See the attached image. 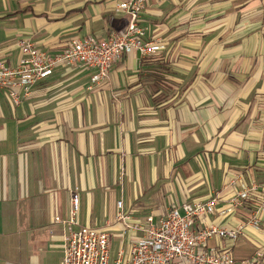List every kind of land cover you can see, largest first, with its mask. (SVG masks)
I'll list each match as a JSON object with an SVG mask.
<instances>
[{
    "label": "crops",
    "instance_id": "crops-1",
    "mask_svg": "<svg viewBox=\"0 0 264 264\" xmlns=\"http://www.w3.org/2000/svg\"><path fill=\"white\" fill-rule=\"evenodd\" d=\"M121 1L0 0V63L18 65L23 39L54 56L125 31ZM139 20L162 49L131 51L99 83L76 65L20 91L19 104L0 88V264H61L68 228L56 221L75 188L79 224L106 231L111 262L129 257L147 218L214 199L194 231L252 217L258 227L201 250L264 264V0H147Z\"/></svg>",
    "mask_w": 264,
    "mask_h": 264
},
{
    "label": "built area",
    "instance_id": "built-area-1",
    "mask_svg": "<svg viewBox=\"0 0 264 264\" xmlns=\"http://www.w3.org/2000/svg\"><path fill=\"white\" fill-rule=\"evenodd\" d=\"M147 0H123L117 9L128 15L129 23L125 31L116 33L108 39L98 40L91 37L72 40L60 54L49 56L41 52L31 39H23L19 45L23 57L16 67L0 63V88L7 90L10 99L20 103V91L25 95L37 82L49 77L59 66L82 65L95 69L93 81L99 83L106 79L108 67L122 60L131 51H138L146 57L158 53L162 44L158 41H144L147 29L140 24V15ZM78 189L71 192L68 217L63 223L68 228V237L61 264H235L229 252L225 250L205 253L201 248L210 239L236 241L245 227H258V218L236 228L209 225L194 231L197 219L214 213L215 200L205 203L184 204L180 209H171L157 225L152 218L139 230L143 236L137 239L129 249V257L118 256L110 260L108 234L104 230L93 229L79 224L80 196ZM251 190L244 189L231 199L232 209L241 206L250 197ZM116 221L125 219L122 202L117 203ZM264 210V200L259 206ZM182 211V214L180 213ZM257 259L262 254H256Z\"/></svg>",
    "mask_w": 264,
    "mask_h": 264
}]
</instances>
